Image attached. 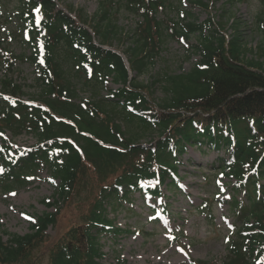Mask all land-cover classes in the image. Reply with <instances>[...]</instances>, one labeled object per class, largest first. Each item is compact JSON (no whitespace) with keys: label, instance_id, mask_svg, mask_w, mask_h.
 I'll use <instances>...</instances> for the list:
<instances>
[{"label":"trees","instance_id":"1","mask_svg":"<svg viewBox=\"0 0 264 264\" xmlns=\"http://www.w3.org/2000/svg\"><path fill=\"white\" fill-rule=\"evenodd\" d=\"M7 1L0 0V9ZM121 1L100 0L87 15L71 6L59 9L56 0H17L9 13L15 30L0 33V62L11 66L18 58L9 41L19 36L33 49L20 57L37 68L39 90L23 99L21 85L0 78L1 191L26 185L44 166L57 181L47 206L59 203L75 212L71 227L48 248L49 264H101V235L126 232L107 207L118 213L135 192L160 196L161 186L175 188L188 146L224 148L227 159L220 158L216 168L246 200L234 193L229 202L234 225L221 264H264V0L257 16L263 36L255 50L238 29L230 39L218 29L206 33L211 19L201 22L189 13L157 17L166 9L178 12L186 1L207 8L209 0ZM122 8L140 18L127 32L115 18ZM223 21L224 15L218 25ZM168 36H196L199 60L186 73L159 74L152 84H160L164 98L156 102L139 77ZM114 41L128 46L117 52ZM248 52L254 55L248 58ZM109 79L120 87L105 95ZM80 88L90 97L78 101ZM24 132L34 144L13 142ZM59 211L37 215L28 234H11L7 241L0 234V264H33ZM197 211L212 218V199H203Z\"/></svg>","mask_w":264,"mask_h":264},{"label":"rangeland","instance_id":"2","mask_svg":"<svg viewBox=\"0 0 264 264\" xmlns=\"http://www.w3.org/2000/svg\"><path fill=\"white\" fill-rule=\"evenodd\" d=\"M57 7L71 6L82 9L87 15L95 13L100 0H56ZM118 3L121 0H114ZM17 0H8L0 9V33L15 30L14 18L9 17ZM261 0H209L207 8L199 7L186 1L179 11L162 10L158 19L182 18L185 13L191 14L198 21L212 20L210 29H218L227 39H230L238 29L240 38L251 50H255L262 38L258 28L257 16L262 11ZM8 14V15H6ZM224 15L223 26L218 21ZM3 16V17H2ZM264 17V14H262ZM117 25L124 31L134 29L140 18L128 13L125 8L115 13ZM9 49L18 55L11 66L0 62V78L7 76L14 83L22 86L23 99L36 96L39 90L38 71L30 62L23 61L21 54H29V44L22 43L20 37L10 39ZM196 36L188 40L167 37L161 47L160 54L155 58L153 66L139 81L151 86L152 97L156 102L164 98V92L159 83L153 80L164 71L168 73H186L199 60L196 52ZM128 43L114 41L113 48L123 51ZM254 55L248 52L247 57ZM10 56V55H9ZM12 58V57H10ZM109 79L104 94H110L119 88ZM78 101L88 98L85 89L77 93ZM14 143L27 147L35 142L33 135L22 133L13 138ZM2 140L0 138V145ZM227 159L224 148L213 149L206 145L201 147L188 146L187 151L179 158L177 186H161V195L151 197L136 192L118 213L107 207L108 216L114 219L115 225L125 229L120 236L101 235L103 257L101 264H195L198 260L208 264H221L226 254L227 237L234 225L233 211L228 203L234 193L238 200H246L243 191L233 190L234 180L225 176L216 167L219 159ZM264 182V179L261 180ZM57 181L49 177L43 166L37 174L27 180L26 185L10 192L0 189V234L7 241L11 234L22 236L30 233V226L35 217L42 212L60 209L53 226L45 232L43 242L33 255V264H49L48 248L53 242L60 240L71 227L73 213L71 208L57 203L51 207L46 202H53L52 195ZM212 199V216L206 218L197 211L205 198ZM30 218V219H29ZM6 231V234L3 232Z\"/></svg>","mask_w":264,"mask_h":264},{"label":"snow or ice","instance_id":"3","mask_svg":"<svg viewBox=\"0 0 264 264\" xmlns=\"http://www.w3.org/2000/svg\"><path fill=\"white\" fill-rule=\"evenodd\" d=\"M37 12H38V9L36 10ZM0 135H2V134H0ZM30 219V218H29Z\"/></svg>","mask_w":264,"mask_h":264}]
</instances>
